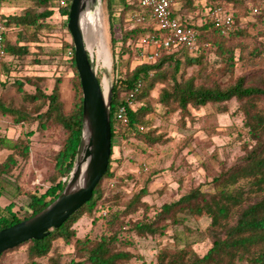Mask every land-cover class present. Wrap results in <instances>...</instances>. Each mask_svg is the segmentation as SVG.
Instances as JSON below:
<instances>
[{"label": "trees", "instance_id": "obj_1", "mask_svg": "<svg viewBox=\"0 0 264 264\" xmlns=\"http://www.w3.org/2000/svg\"><path fill=\"white\" fill-rule=\"evenodd\" d=\"M200 1L176 0L170 11L172 18L197 31L196 50L179 47L170 52L163 51L155 62L146 60L132 70L127 69L125 75L116 76L110 105L111 155L107 171L96 186L92 199L44 239L31 240L2 253L0 264L6 254L23 246L26 247L29 264H130L135 255L123 249L127 243L126 234L132 233L140 239L156 238L166 235L174 227H182L187 234L201 235L209 242V248L199 255L189 241L180 248L163 247L155 255V264H264V67L252 68L235 77L239 62L249 60L256 66V62L264 61V42L261 41L264 40V7H253L264 0H202V6ZM32 2L34 8H41L42 11L11 16L5 25L32 27L35 31L48 28L46 21L54 14L56 3L67 23L71 0ZM105 6L111 51L116 61L118 56L130 54L132 45L142 38L161 34L153 19L147 16V11L141 8L139 0H105ZM217 8L230 13L234 20L235 28L228 34H223L213 21L212 13ZM204 10L208 12L207 17L202 16L200 23H193L191 15ZM249 15L254 16L252 22L240 23L241 18ZM136 16H144V20L137 22ZM127 22L131 24L124 28ZM116 28L121 31L120 37L115 35ZM250 30L256 33L251 35ZM29 41L38 42L35 37ZM4 50L11 60L22 59L29 54L28 45L18 39L10 43L4 37ZM61 51L68 56L73 70V101L68 112L60 99L58 87L46 94L41 88L44 77L40 76L24 79L34 86L32 94L23 90L21 81L11 84L20 95L21 104L18 107H9L0 100V120L1 117L12 118L14 123L23 126L25 122L35 121L40 128L48 127L61 132L59 148L52 156V172L47 177L50 187L43 193H27L28 213L22 219L13 211L14 203L0 207V230L45 209L61 194L72 170L81 137L82 92L72 42L63 43ZM207 55H213L215 60L208 63ZM34 62L40 63L37 59ZM114 69L117 70L116 67ZM1 74H4L5 80L0 81V86L4 87L10 74L7 64H1ZM97 79L100 82L99 76ZM224 79L232 83L222 86ZM156 90L157 104L162 108L164 119L177 115L181 128L186 127L187 122L195 121L192 110L199 111L212 105L217 114L224 115L229 113L228 103L235 100L237 107L234 113L241 116L242 127L247 134L246 140L240 135L236 137L242 156L229 167L222 165L209 182L189 189L159 208L150 206L144 200L149 194L150 179L121 208L107 207L110 201L121 199L119 192L110 194L103 187L104 181L114 175L112 157L115 141L125 140L136 157L147 160L153 155L159 156L155 151L149 153V150L156 147L164 149L171 143L165 133L150 129L149 116L154 109L149 100ZM123 106L127 109V125H122L115 117ZM139 125L144 127V131H138L136 127ZM28 140L29 137L24 139L19 136L12 141L0 136V149L10 152L0 163V181L11 176L19 166V159L23 162L29 159L31 147ZM132 177H121L117 186ZM139 211V219H128ZM152 211L155 213L149 218L148 214ZM85 216L90 217L92 223L105 226L99 237L76 238L74 227ZM188 217L196 221L206 218L208 225L202 232L195 231L186 224ZM173 239L178 241L177 236ZM58 240L66 245L74 240L73 253L67 256L69 260L60 254L50 255L53 243Z\"/></svg>", "mask_w": 264, "mask_h": 264}, {"label": "rangeland", "instance_id": "obj_2", "mask_svg": "<svg viewBox=\"0 0 264 264\" xmlns=\"http://www.w3.org/2000/svg\"><path fill=\"white\" fill-rule=\"evenodd\" d=\"M21 1L17 5L18 9L9 17L23 15L27 11H42L41 8H34L32 0ZM99 1L100 4L96 2L94 6L95 8L100 7L102 11L104 34L97 38L96 43L90 38L86 39L85 42L100 82L103 83L105 79L111 86L116 76L125 75L127 69L132 70L146 61V40L145 37L142 38L138 43L132 45L130 54L118 56L116 61V57L111 51L105 0ZM199 3L201 6L204 5L202 0ZM57 5L58 3L53 7L54 14L52 17L46 21L48 28L35 31L32 27L14 25L13 31L8 35L7 41L10 43H14L18 39L21 43H26L29 48V54L22 59L11 60L7 55L4 59L3 64H7L10 74L7 75L9 78L5 86H0V100L5 101L9 107L16 108L21 104L20 95L11 84L14 81H21L23 90L32 94L35 90L34 86L27 84L24 79L28 76H40L44 77V83L41 84L43 91L49 94L54 87H58L65 111L68 112L71 109L73 70L69 66L68 56H65L61 49L63 43H71L72 39L66 27V18L60 14ZM253 7L263 8L264 2L258 1ZM207 13V10H204L200 14H192V22L200 23L201 17H207ZM253 19L254 16L249 15L246 18H241L240 23L252 22ZM130 24L131 22L125 23L124 28ZM120 32L119 28L115 29L117 37H120ZM255 33L254 30H250L251 35ZM32 37H35L38 42L29 41ZM261 41L264 42L262 39ZM192 55H196V53H192ZM36 59L40 63H35ZM207 59L208 63L215 60L213 55H207ZM255 65L253 66L249 60L239 62L236 66L235 77L250 71L252 68H263L264 61L260 60ZM114 67L117 68L116 71ZM4 80L5 76L1 74L0 81L3 82ZM231 83L232 81L224 79L221 84L226 86ZM149 102L154 109V113L149 116L152 125L150 129L156 130L158 133H165L171 143L164 149L156 147L149 150V153L155 151L159 156L153 155L147 160L140 156L136 157L125 140L117 139L112 157L114 175L104 181L103 187L108 189L110 194L119 192L121 199L120 201H110L107 207L121 208L122 204L135 192H138L147 179H150L149 194L144 200L150 206L159 208L162 204L184 195L189 189L209 182L213 176L218 174L222 165L229 167L242 156L240 142L236 137L240 135L242 139L246 140L247 134L242 127L241 116L234 113L237 107L235 100L228 103L229 113L224 115L217 114L212 105H207L199 111L192 110L195 121L193 123L187 122L184 128L179 127L177 115L169 120L164 119L162 108L157 104V90L152 93ZM0 128L3 130L2 135L12 141L19 136L24 139L29 137L28 141L31 147L29 159L26 162L19 159V166L12 172L11 176L0 181V188L2 189L0 207L14 203L13 211L17 212V217L22 219L28 213L26 208L27 193H43L50 187L47 177L52 172V156L59 148L61 132L48 127L40 128L35 121L25 122L23 126L14 123L12 118L3 117L0 120ZM138 145L143 147L141 144ZM9 153L6 149H0V163L6 159ZM126 175H133V177L124 180L122 185L117 186L118 180ZM154 213L152 211L148 217L151 218ZM96 215L98 214L96 213ZM140 217L141 211L128 219L137 220ZM186 224L191 229L202 232L207 227L208 220L201 218L196 221L188 217ZM74 229L76 238L89 235L93 238L99 237L105 230V226L94 224L90 217L85 216L77 222ZM173 236H177L178 241H175ZM124 237H126L127 243L123 249L135 255L130 264H155V255L160 248H180L186 241L193 243L194 249L199 255H203L209 248V242L204 237L202 238L198 234L184 233L182 227L171 228L162 237L140 239L132 233L126 234ZM73 243L74 240L69 245L64 244L61 240L55 241L50 255L60 254L67 257L73 253ZM69 258L67 257L66 260ZM2 264H29L26 247L23 246L6 254Z\"/></svg>", "mask_w": 264, "mask_h": 264}, {"label": "water", "instance_id": "obj_3", "mask_svg": "<svg viewBox=\"0 0 264 264\" xmlns=\"http://www.w3.org/2000/svg\"><path fill=\"white\" fill-rule=\"evenodd\" d=\"M96 2L100 4L99 0H93V5ZM85 9V0H71L66 25L72 39L82 92L81 137L72 170L63 191L51 204L38 214L0 230V255L25 242L42 240L52 230L59 229L92 199L96 186L107 171L111 155L112 85L104 96L102 82L97 79L80 28V17ZM82 176L83 182L77 185Z\"/></svg>", "mask_w": 264, "mask_h": 264}, {"label": "built area", "instance_id": "obj_4", "mask_svg": "<svg viewBox=\"0 0 264 264\" xmlns=\"http://www.w3.org/2000/svg\"><path fill=\"white\" fill-rule=\"evenodd\" d=\"M176 0H139L140 6L147 11V16L151 17L155 22L157 30L161 32L159 35H150L146 40V55L148 62H155L161 56L163 51L170 52L179 47L194 51L198 47L197 31L193 27H186L181 22L172 18L170 11ZM1 2V0H0ZM213 21L216 26L220 27L223 34H228L235 28L234 20L230 13L221 8H217L212 13ZM144 16H136L137 22H142ZM6 34L5 22L1 18L0 13V66L6 57L4 50V37ZM117 121L122 125H127V109L123 106L118 109L115 115ZM138 131H144V127L137 126ZM3 130L0 128V136Z\"/></svg>", "mask_w": 264, "mask_h": 264}, {"label": "bare ground", "instance_id": "obj_5", "mask_svg": "<svg viewBox=\"0 0 264 264\" xmlns=\"http://www.w3.org/2000/svg\"><path fill=\"white\" fill-rule=\"evenodd\" d=\"M86 9L80 17V28L84 40L90 38L95 41L98 37L103 36L102 22L103 15L100 7L94 8L93 0H85ZM92 44V43H91ZM104 96H106L109 85L108 82L104 79L102 83ZM85 166L83 167V169ZM83 182V176L77 181V185Z\"/></svg>", "mask_w": 264, "mask_h": 264}, {"label": "crops", "instance_id": "obj_6", "mask_svg": "<svg viewBox=\"0 0 264 264\" xmlns=\"http://www.w3.org/2000/svg\"><path fill=\"white\" fill-rule=\"evenodd\" d=\"M21 2H22L21 0H1V2H0V13H1V18L4 22H6L8 20L10 14H12L13 12H15L18 9L17 5H18V3H21ZM13 16H20V15H13ZM14 27H15L14 25L6 26L5 39H8V35L10 34V32L13 31ZM3 118H5V117H3ZM7 122H6V127H7Z\"/></svg>", "mask_w": 264, "mask_h": 264}]
</instances>
